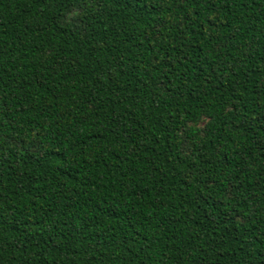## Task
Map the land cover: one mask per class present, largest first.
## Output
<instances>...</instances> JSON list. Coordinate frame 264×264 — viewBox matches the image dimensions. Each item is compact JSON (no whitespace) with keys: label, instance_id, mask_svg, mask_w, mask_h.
<instances>
[{"label":"trees","instance_id":"16d2710c","mask_svg":"<svg viewBox=\"0 0 264 264\" xmlns=\"http://www.w3.org/2000/svg\"><path fill=\"white\" fill-rule=\"evenodd\" d=\"M0 264H264V0H0Z\"/></svg>","mask_w":264,"mask_h":264}]
</instances>
